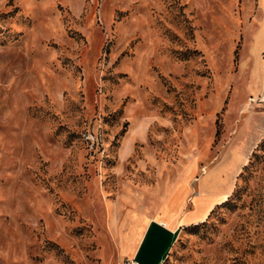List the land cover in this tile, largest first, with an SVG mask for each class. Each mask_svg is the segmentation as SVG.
I'll return each instance as SVG.
<instances>
[{"label":"rangeland","instance_id":"1","mask_svg":"<svg viewBox=\"0 0 264 264\" xmlns=\"http://www.w3.org/2000/svg\"><path fill=\"white\" fill-rule=\"evenodd\" d=\"M263 97L264 0H0V264H125L188 183L141 264H264Z\"/></svg>","mask_w":264,"mask_h":264},{"label":"crops","instance_id":"2","mask_svg":"<svg viewBox=\"0 0 264 264\" xmlns=\"http://www.w3.org/2000/svg\"><path fill=\"white\" fill-rule=\"evenodd\" d=\"M229 186L230 185L228 184L227 189L222 192L224 193L225 197H227L229 195V192L231 191L229 189ZM192 192L195 193L196 197L195 199H193V203L191 201V199L193 198V196L191 195ZM204 193L205 192L202 190L197 194L192 186L188 183V188L183 195V202L180 203L175 200L177 198L176 197L173 201L166 203L162 207L158 208L157 211L160 210V213L155 214V212H152L150 214H147L146 222L142 224V228L139 231L138 236L134 239L130 235L122 239L123 241L120 246L121 255L125 257L129 256V260L133 259L138 264H141V261L143 260L138 259L143 247V244L141 246V243L144 238V242L147 240L149 232L152 233L153 240L149 244L148 250L151 251V249L157 246V244L162 243L163 250L162 248H160V250H162L163 253V251L165 250L164 247L167 243L170 242L171 239L173 241L175 234L179 231V229L202 222L207 218L208 213L215 207V205L219 204V202L221 201L220 200L216 202L212 199V203L205 213V206L207 205L206 203L210 200L207 199V196ZM187 199L190 200L194 205L193 208L191 207L188 210L185 209V203ZM147 230L148 233L146 234ZM168 249L169 246L167 250ZM147 256L148 254L145 255V258H147ZM160 261L161 255L158 257L156 263L158 264Z\"/></svg>","mask_w":264,"mask_h":264},{"label":"built area","instance_id":"3","mask_svg":"<svg viewBox=\"0 0 264 264\" xmlns=\"http://www.w3.org/2000/svg\"><path fill=\"white\" fill-rule=\"evenodd\" d=\"M125 264H138L137 262H135L133 259L132 260H126Z\"/></svg>","mask_w":264,"mask_h":264},{"label":"trees","instance_id":"4","mask_svg":"<svg viewBox=\"0 0 264 264\" xmlns=\"http://www.w3.org/2000/svg\"><path fill=\"white\" fill-rule=\"evenodd\" d=\"M224 202H225V201H224ZM224 202H223V203H224ZM211 212H212V211L209 212L208 216L211 214ZM147 233H148V230H147L146 234H147ZM145 237H146V235H145ZM144 239H145V238H144ZM144 239H143V241H142V243H141V246H142V244H143V242H144ZM141 246H140V247H141Z\"/></svg>","mask_w":264,"mask_h":264},{"label":"bare ground","instance_id":"5","mask_svg":"<svg viewBox=\"0 0 264 264\" xmlns=\"http://www.w3.org/2000/svg\"><path fill=\"white\" fill-rule=\"evenodd\" d=\"M261 101L264 103V97H263V99Z\"/></svg>","mask_w":264,"mask_h":264}]
</instances>
